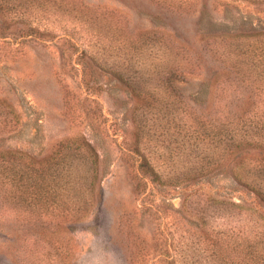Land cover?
<instances>
[{
  "label": "trees",
  "instance_id": "16d2710c",
  "mask_svg": "<svg viewBox=\"0 0 264 264\" xmlns=\"http://www.w3.org/2000/svg\"><path fill=\"white\" fill-rule=\"evenodd\" d=\"M154 1L167 3L173 15L197 12L202 19L204 5L196 11L188 8L198 0ZM245 1L253 9L232 19L238 23L233 31L216 36L197 34L193 40L184 39L192 42L188 45L165 32L146 38L130 30V22L122 13L109 19L103 7L83 0H0V42L11 45L9 38H14L18 46H11L18 50L26 39H44L61 32L56 42L66 44L71 49L68 57L85 66L82 57L86 48L78 51V43L83 45L88 39L92 45L90 39L95 38L99 47L117 52L118 65L112 64L111 70L119 80L139 100L152 96L153 104L147 105L156 108L155 113L167 111L173 128L169 143L178 148L181 135L190 164L181 177L189 187L200 185L183 200L190 216L202 224V231L190 235L184 264H264V0ZM64 55L61 51L60 56ZM207 64L221 71L213 98L204 106L197 95L192 99L189 93ZM81 70L85 73V68ZM221 72L224 77L219 79ZM155 113H151L154 118ZM178 118L183 120V133L175 122ZM18 121L12 104L0 93V143L11 136ZM143 135L138 125L134 148L126 149L128 154L132 149L142 152L133 174L134 191L141 192L149 181L161 178L149 152L141 150L143 145L144 149L149 147V140L141 141ZM86 146L90 154H85L83 146L65 147L45 163L0 144V208L14 216L1 222L0 237L3 243H11L12 264L58 262L53 256L61 257L60 247L53 245L54 252H43L42 241L56 227L67 229L69 220L43 219L41 200L46 192H50L51 201L62 193L68 200L76 197L71 210L62 212L70 205L62 206L63 217L74 216L86 207L89 191L106 173L99 172V154L94 146L88 142ZM214 176L229 179L246 198L235 200L217 184L216 195L207 192L201 185ZM168 178L179 180L180 176ZM209 217L216 219V229L210 231L206 227ZM4 226L13 231V237L3 231ZM137 255L141 257L142 252ZM157 256L160 264L176 263L166 254Z\"/></svg>",
  "mask_w": 264,
  "mask_h": 264
},
{
  "label": "rangeland",
  "instance_id": "374dc122",
  "mask_svg": "<svg viewBox=\"0 0 264 264\" xmlns=\"http://www.w3.org/2000/svg\"><path fill=\"white\" fill-rule=\"evenodd\" d=\"M83 1L103 7L109 19L122 13L130 22V30L146 38L153 39L165 32L188 45L192 42L184 39L193 40L197 34L216 36L233 31L232 27L238 23L232 19L253 9L245 0H198L188 8L196 11L204 5L199 19L201 14L197 12L173 15L167 3L160 5L154 0ZM60 33L54 32L52 37L44 39H26L18 50L11 46H18L14 38H9L11 45L0 42V93L8 98L19 120L15 131L0 144L47 163L65 147L83 146L85 154H90L88 142L99 154V172H106L89 191L90 202L74 216L63 217L60 212L67 205L70 207L62 212L71 210V201L77 200L76 197L68 200L62 193L51 201L50 192L44 193L47 200L45 197L41 200V217L69 222L67 229H52L42 241V251L54 252L52 246L58 245L61 257L53 256L55 260L58 258L56 264H160L159 254H166L169 259L174 257L175 264H184L190 235L202 231V224L197 217L190 216L183 201L200 186L189 187L181 177L190 165L183 138L178 136L179 146L174 148L176 144L169 143L173 128L167 111L155 113L156 108L147 105V102L153 104L152 96L147 101L139 100L112 72V64L118 65L117 52L99 47L95 38L88 45L86 39L83 45L78 43V51L86 48L82 57L85 66H82L68 57L71 49L66 44L56 42ZM61 51L64 57L60 56ZM219 71L220 68L216 70L209 64L203 66L190 97L197 95L207 106L213 98ZM223 77L221 72L219 79ZM175 122L183 133V120L178 118ZM138 125L144 134L141 141L149 140V147L144 149L143 145L141 150L149 152L153 167L161 175L160 180L149 181L148 188L142 192L134 191L133 176L142 152L132 149L128 154L126 150L134 148ZM176 175L180 176L179 180L168 178ZM216 184L235 200L246 198L227 178L214 176L201 186L216 195ZM78 198L82 200L81 194ZM2 212L0 208V227L4 218L14 217L10 211ZM209 219L206 227L209 231L216 229L215 217ZM3 231L14 236L7 226ZM2 241L0 237V264H12L11 243ZM141 252L139 257L137 254Z\"/></svg>",
  "mask_w": 264,
  "mask_h": 264
}]
</instances>
